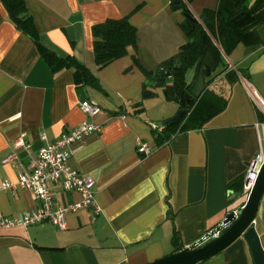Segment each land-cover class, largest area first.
<instances>
[{"label":"crops","instance_id":"0c3cea01","mask_svg":"<svg viewBox=\"0 0 264 264\" xmlns=\"http://www.w3.org/2000/svg\"><path fill=\"white\" fill-rule=\"evenodd\" d=\"M26 3L41 42L87 65L104 90L77 87L71 69L53 73L0 1V182L16 184L19 171L30 165V151L16 146L22 135L37 153L89 119L81 103L91 101L101 112L90 120L102 130L70 146L68 165L94 179L102 211L68 212L64 231L49 222L0 230V264H150L194 245L246 204L244 179L259 152L256 124L261 117L253 92L264 100V24L256 28L260 43H244L230 55L223 54L225 64L212 76L210 88L228 99L226 110L202 129L160 143L157 134L164 127L157 121L173 118L178 106L165 99L164 87L157 81L156 96L144 99L149 81L145 71L156 72L188 43L181 28L185 15L173 9L172 0ZM218 3L195 0L190 9L199 18ZM125 17L138 30V44L99 70L92 28ZM235 70L248 75L239 74L238 81L231 82L228 75ZM188 76L192 81L193 72ZM140 144L152 153L140 152ZM8 157L12 159L5 163ZM50 190L61 205L81 199L76 192L64 193L59 184ZM40 205L29 190H0V215L19 217ZM254 226L264 249V196ZM205 264L255 262L247 241L240 237Z\"/></svg>","mask_w":264,"mask_h":264},{"label":"trees","instance_id":"16d2710c","mask_svg":"<svg viewBox=\"0 0 264 264\" xmlns=\"http://www.w3.org/2000/svg\"><path fill=\"white\" fill-rule=\"evenodd\" d=\"M0 1L7 10L11 22L19 31L33 40L53 73L71 69L74 72L77 87L90 86L101 91L104 90L98 76L87 65L82 64L72 55L61 56L41 42V35L34 17L28 10L26 0ZM194 1L179 0V5H186V9L182 11L185 19L181 28L188 37V43L182 47L177 56L163 63L156 72L145 71L149 81L144 85V99L155 97L156 94L153 90L156 88L157 79L162 74L171 72V77L166 78L163 83L166 99L168 102L177 104L178 111L183 112V117L178 124L164 127L157 134V141L160 143L168 141L172 135L177 133L202 129L213 118L224 112L228 105V99L210 88L213 83V74L221 64H225L223 54L230 55L233 50L244 43H260L256 28L264 24V0H254L253 2L249 0H219L216 9L205 10L199 18L190 9V5ZM176 5L172 0L173 8ZM196 19H199V22ZM204 20L208 22V25H205ZM92 32L94 58L99 70L124 58L128 54L129 47H136L138 44V30L130 22V17L108 19L94 25ZM218 45L223 49V53ZM206 49H211L214 52L217 69L211 77L206 79L208 89L202 97L188 99L189 88L196 77L199 61ZM135 60L138 63V60ZM190 72H193L192 81L188 79ZM239 74L244 77L248 75L242 70H235L230 72L228 78L231 82H236L239 79ZM142 106L141 103L139 107ZM173 240L177 244L176 235Z\"/></svg>","mask_w":264,"mask_h":264},{"label":"built area","instance_id":"2783aa9c","mask_svg":"<svg viewBox=\"0 0 264 264\" xmlns=\"http://www.w3.org/2000/svg\"><path fill=\"white\" fill-rule=\"evenodd\" d=\"M253 99L261 117L256 124V128L259 132V152L250 162L245 175L243 189L247 197H249L255 187L264 166V100L255 92H253ZM81 108L89 119L75 128L66 130L56 141L42 148L37 153H33L31 151V146L26 144L24 140L25 135H22L16 142V146H26L30 151V165L27 170L19 171V180L16 184L9 181L0 182V190H14L16 188L29 190L38 197L41 201V205L35 210L26 212L19 217L0 215V230L30 227L49 222L57 230L64 231L68 228L66 222V214L68 212H78L81 209L89 208L93 210L95 215L101 213L102 209L95 199L94 179L89 175H84L71 169L68 165V161L73 153V151L70 150V146L83 137L95 132H101L102 130L101 127L90 120L101 112V108L91 101H84L81 103ZM178 134L179 133L176 135ZM139 151L147 155L152 153V150L146 144H140ZM11 159L12 157H8L4 162L8 163ZM52 184H59L64 193H78L81 197L80 201L61 205L58 200L51 195L50 186ZM223 228H225V226H223ZM222 231L223 229L218 230L217 228L210 233L212 236L211 238H208V235H210L208 234L196 243L203 241L198 244V246H200L207 241L218 238Z\"/></svg>","mask_w":264,"mask_h":264},{"label":"water","instance_id":"95a60500","mask_svg":"<svg viewBox=\"0 0 264 264\" xmlns=\"http://www.w3.org/2000/svg\"><path fill=\"white\" fill-rule=\"evenodd\" d=\"M177 4L173 9L175 11H184L185 4L179 5V0H174ZM199 22V19H196ZM205 25L208 22L204 20ZM180 62V58L178 59ZM217 69V61L214 52L206 49L199 61L196 77L189 88V95L194 99H200L208 89L207 78L211 77ZM171 77V72L162 74L157 79L158 86L162 87L166 78ZM183 117V112L178 111L177 114L161 123L162 127H168L178 124ZM264 196V166L258 177L255 187L249 195L246 204L238 211L230 212L218 230L223 229L218 238L212 239L198 246L196 243L193 247L177 251L172 255L162 257L150 264H202L217 256L228 247H230L240 237H244L251 250L255 264H264V249L262 247L260 237L254 226L257 219L259 207ZM225 226V228H223ZM211 234L208 238H211ZM198 246V247H197Z\"/></svg>","mask_w":264,"mask_h":264},{"label":"rangeland","instance_id":"374dc122","mask_svg":"<svg viewBox=\"0 0 264 264\" xmlns=\"http://www.w3.org/2000/svg\"><path fill=\"white\" fill-rule=\"evenodd\" d=\"M188 77H189V76H188ZM159 88H160V87H159ZM161 88H162V87H161ZM164 96H165V99H166V93H165V92H164ZM166 100H167V99H166ZM172 103H174V102H172ZM171 105H172L171 107H173V106L176 107L174 104H171ZM161 123H162V122H158V121H157V124L161 125Z\"/></svg>","mask_w":264,"mask_h":264}]
</instances>
